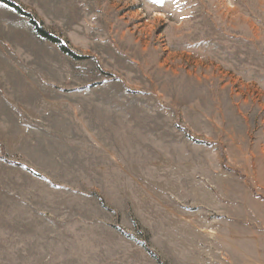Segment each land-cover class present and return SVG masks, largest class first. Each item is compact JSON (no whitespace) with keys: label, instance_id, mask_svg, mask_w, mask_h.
I'll use <instances>...</instances> for the list:
<instances>
[{"label":"rangeland","instance_id":"rangeland-1","mask_svg":"<svg viewBox=\"0 0 264 264\" xmlns=\"http://www.w3.org/2000/svg\"><path fill=\"white\" fill-rule=\"evenodd\" d=\"M10 1L0 264H264V0Z\"/></svg>","mask_w":264,"mask_h":264},{"label":"trees","instance_id":"trees-1","mask_svg":"<svg viewBox=\"0 0 264 264\" xmlns=\"http://www.w3.org/2000/svg\"><path fill=\"white\" fill-rule=\"evenodd\" d=\"M0 4L6 6L8 8H11L17 14L26 17L29 20L30 25L33 27L34 33L37 37H39L40 39H43L45 41H48L52 44H55L56 46H58L60 51L62 53H64L65 55H67L73 59H81L78 56H76L73 53V51H71L68 48V46L61 39H59V38L51 35L49 32H47L44 29L43 25L33 15L26 13L19 5L11 2L10 0H0ZM127 237L131 238L130 236H127ZM146 250L150 255H153V254H151V252H149V250L147 248H146ZM154 257H156V256H154Z\"/></svg>","mask_w":264,"mask_h":264}]
</instances>
